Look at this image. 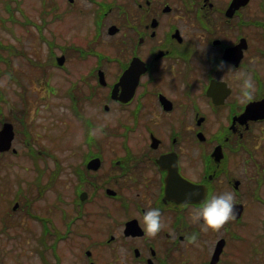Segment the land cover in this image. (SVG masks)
<instances>
[{
	"label": "flooded vegetation",
	"instance_id": "obj_1",
	"mask_svg": "<svg viewBox=\"0 0 264 264\" xmlns=\"http://www.w3.org/2000/svg\"><path fill=\"white\" fill-rule=\"evenodd\" d=\"M49 1L47 7L41 0L38 25L52 50L40 70H70L75 76L65 96L74 128H80L86 146L85 151H70L71 161L64 167L55 157L47 184L41 183L45 168L34 177L40 186L58 183L56 218L67 228L85 214L86 204L99 201L107 264H192L185 262L189 249L198 251L195 264H213V253L220 248L214 264H235L241 251L235 250L236 240L243 238L236 225L245 224L247 197L262 201L258 188L264 184V162L253 151L256 127L264 137V117L253 119L245 112L253 102H261L264 111V0ZM50 22L76 29L79 41L70 37L60 42L61 34L47 39L42 29ZM219 60L235 71H217ZM241 72L253 77L251 99H240ZM40 83L47 86L44 94L54 93L48 77ZM26 91L23 88L25 107L11 105L10 116L19 108L26 111L21 127L26 153L34 151L39 157L45 151L53 156L47 148L34 147L27 128ZM93 128L100 129L104 152L90 149L98 143ZM94 157L101 163L96 170L87 167ZM61 171L68 173L65 180L58 177ZM182 178L205 188L201 201L181 202L167 194L183 189ZM38 188L37 194H42ZM226 191L234 194V205H243L240 216L234 214L219 229L203 230L201 223L193 222V211ZM18 194L23 190L14 198ZM151 208L162 214L163 226L155 235L148 234L142 220ZM50 219L47 226L41 222L43 233H60ZM202 231L209 242L201 237ZM193 235L194 241L189 239ZM197 242L200 249L194 247ZM80 260L97 264L86 251Z\"/></svg>",
	"mask_w": 264,
	"mask_h": 264
},
{
	"label": "rangeland",
	"instance_id": "obj_2",
	"mask_svg": "<svg viewBox=\"0 0 264 264\" xmlns=\"http://www.w3.org/2000/svg\"><path fill=\"white\" fill-rule=\"evenodd\" d=\"M46 4L49 7L50 1L46 0ZM10 6L7 7L2 1L0 2V55L4 57L0 60V68L5 69L7 60L11 59L16 79L9 78L6 72L0 73V85L16 107L22 106L18 91L23 86L27 87L26 96L29 103L27 128L33 135L34 147L47 148L53 156H49L44 151L34 161L29 159L25 155L27 147L22 140L24 136L22 128L17 131L13 140V146L17 148L19 154L14 155L10 151L0 153V228L5 225V229L0 232V264H51L58 257L61 258L58 260L60 264H83L80 257L84 256L86 249L91 251L90 256L94 255L97 258V264H107L104 263V210L100 202L86 204L83 207L85 214L65 228L56 218L59 211L53 208L58 183L54 181L53 184L40 186L32 182L37 173L35 163L40 168H45L41 183L47 184L56 162L55 157L64 167L65 162L71 161L68 157L70 151H85L86 146L81 141L80 128H74L65 96L66 91L73 85L75 76L70 70L46 67L42 72L37 68L38 65L43 68L48 50H52L51 46L43 41L35 25L42 21L41 0H10ZM61 30L63 32H60ZM75 32L76 29H63L52 22L42 29L47 39L61 34L60 42L70 37H75L79 41ZM97 47L100 48L101 45ZM29 58L34 61L33 64L29 63ZM69 61L68 67L73 60L69 59ZM43 76L49 78L55 88L54 93L46 95L42 91V88L47 87L44 83H40ZM8 107L9 104H4L6 114ZM13 123L15 127H20L18 121ZM99 130L93 128L92 132L97 135L98 143L90 149L104 152V138H100ZM260 132L259 127H256L253 136V144L256 147L253 151L255 156L264 162V137ZM79 143H82V149ZM66 175L68 173L64 174L61 171L58 177L65 180ZM243 179L245 180L244 177ZM38 187L42 194H37ZM62 188L69 189L65 184ZM21 190L23 194L19 196V204L12 209L11 199ZM258 190L262 201L252 202L251 199L249 200L250 197H247V210L243 218L245 224L236 225L237 231L243 238L236 240L238 245H235V250L238 248L241 251L236 253L235 264H264L263 181ZM26 199L32 200L31 204H27ZM102 200L104 201V197ZM28 205L30 206L28 210L32 213L42 215L49 220L52 217L58 230L63 234L62 237L67 235L57 238L56 233L53 232L44 234L41 221L28 214L26 209ZM67 209L72 213L75 212L71 205H68ZM45 218L42 219L46 221ZM53 229L59 232L55 227ZM202 233L201 237L209 242L210 239H207L204 231ZM96 239L102 242L97 243ZM45 243L54 244L55 247L52 248L50 245L45 247ZM194 247L201 248L199 242ZM188 253L190 259H186L185 262L189 260L188 262L195 264L198 251L189 249Z\"/></svg>",
	"mask_w": 264,
	"mask_h": 264
},
{
	"label": "clouds",
	"instance_id": "obj_3",
	"mask_svg": "<svg viewBox=\"0 0 264 264\" xmlns=\"http://www.w3.org/2000/svg\"><path fill=\"white\" fill-rule=\"evenodd\" d=\"M217 71H235L232 65L227 64L224 60H219L216 64ZM239 78L242 81L240 89V99H251L255 83L253 77L241 72ZM186 197V199L190 198ZM234 200L235 196L231 191H226L218 195H213L203 201L200 207L196 208L192 214V220L201 223L203 230L219 229L234 216ZM161 210L159 208H151L142 214L144 229L149 235H155L162 228ZM195 240V235L189 238Z\"/></svg>",
	"mask_w": 264,
	"mask_h": 264
},
{
	"label": "water",
	"instance_id": "obj_4",
	"mask_svg": "<svg viewBox=\"0 0 264 264\" xmlns=\"http://www.w3.org/2000/svg\"><path fill=\"white\" fill-rule=\"evenodd\" d=\"M58 61L61 63L63 61V57H59ZM131 93L132 91L130 88V92L126 96L131 95ZM246 111L251 118L264 117V112L260 111L258 102H254L251 105H249ZM13 136H14V130L12 123L4 122L0 128V151H4L10 148ZM98 165H99V158H93L88 162V167L97 168ZM182 180H183V189L179 191L169 190V192H167L169 196H173L175 199L180 201H199L203 198L205 194V188L203 190V186H201L200 188V185L198 186L192 184L191 182L185 179ZM200 189L202 190L201 196L198 197L196 196V193ZM190 194H194V195H191L190 198L186 199V197H189ZM241 210H242V204L239 203L234 205V214L236 216H240ZM220 251L221 248L214 252L211 261L212 263H214L217 260Z\"/></svg>",
	"mask_w": 264,
	"mask_h": 264
},
{
	"label": "trees",
	"instance_id": "obj_5",
	"mask_svg": "<svg viewBox=\"0 0 264 264\" xmlns=\"http://www.w3.org/2000/svg\"><path fill=\"white\" fill-rule=\"evenodd\" d=\"M4 5H6L7 7L10 6V0H1ZM4 59L3 56L0 55V60ZM10 62V60H7V63ZM20 98L23 102V107H25L26 104V99L23 93V90L19 92ZM10 102L8 96L6 95V93L4 92L3 88L0 86V113L1 115L4 114V104ZM24 113H26V111L24 110V108H19L18 109V114L13 113L12 117L10 116L11 114H9V119H15L17 121H19L21 127L25 126L24 124V120L26 121L25 117H23ZM2 118H4V116H2ZM22 124H24L22 126Z\"/></svg>",
	"mask_w": 264,
	"mask_h": 264
}]
</instances>
